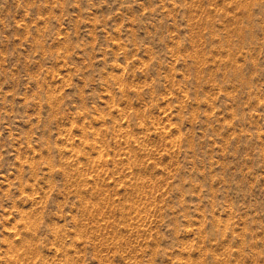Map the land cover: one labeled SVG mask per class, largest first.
<instances>
[{
    "label": "rangeland",
    "instance_id": "rangeland-1",
    "mask_svg": "<svg viewBox=\"0 0 264 264\" xmlns=\"http://www.w3.org/2000/svg\"><path fill=\"white\" fill-rule=\"evenodd\" d=\"M0 264H264V0H0Z\"/></svg>",
    "mask_w": 264,
    "mask_h": 264
}]
</instances>
